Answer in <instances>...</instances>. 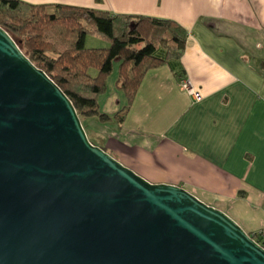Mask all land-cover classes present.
I'll return each mask as SVG.
<instances>
[{
	"label": "water",
	"instance_id": "95a60500",
	"mask_svg": "<svg viewBox=\"0 0 264 264\" xmlns=\"http://www.w3.org/2000/svg\"><path fill=\"white\" fill-rule=\"evenodd\" d=\"M0 264H264L223 210L93 144L0 26Z\"/></svg>",
	"mask_w": 264,
	"mask_h": 264
},
{
	"label": "crops",
	"instance_id": "0c3cea01",
	"mask_svg": "<svg viewBox=\"0 0 264 264\" xmlns=\"http://www.w3.org/2000/svg\"><path fill=\"white\" fill-rule=\"evenodd\" d=\"M24 1L180 23L182 56L146 73L121 120L93 123L106 131L98 145L151 182L184 187L248 233L264 227V0ZM183 77L200 99L181 86ZM114 96L102 112L122 108Z\"/></svg>",
	"mask_w": 264,
	"mask_h": 264
},
{
	"label": "trees",
	"instance_id": "16d2710c",
	"mask_svg": "<svg viewBox=\"0 0 264 264\" xmlns=\"http://www.w3.org/2000/svg\"><path fill=\"white\" fill-rule=\"evenodd\" d=\"M0 26L66 93L80 118L101 121L121 120L120 113L134 101L146 73L180 58L187 39L186 29L170 18L24 0H0ZM88 34L107 39L108 46L86 47ZM159 49L165 50L164 57ZM117 58L115 85L126 103L109 115L100 110L99 97L108 89L107 77Z\"/></svg>",
	"mask_w": 264,
	"mask_h": 264
},
{
	"label": "rangeland",
	"instance_id": "374dc122",
	"mask_svg": "<svg viewBox=\"0 0 264 264\" xmlns=\"http://www.w3.org/2000/svg\"><path fill=\"white\" fill-rule=\"evenodd\" d=\"M108 44H109L108 40L105 39V38H103V37H101V36H96V35L88 34L87 37H86V42H85V46L86 47H107ZM119 63H120V59L119 58H117V59L114 60V68H113V71L107 77V86H108V89H107V91L105 93L101 94V96L99 97V103H100V110L101 111H104L105 108H106V110L111 111L112 102L116 98L114 96L115 94L120 95V103L118 104L119 105L118 106V109L121 108V107H123L124 104H125V102H126V99H125V96L123 95V93L121 91H119L115 87V81H116V78H117V72H118ZM123 101H124V103H123ZM80 119H81L82 125H83V127H84V129L86 131V134H87L89 140L93 144L98 145V142L99 141L97 139L98 138H102L104 136V134H105L104 132H106V131L103 132L101 130L98 131L97 128L93 127V123H98L99 118H97V117H86V116H82ZM101 148H103V147H101ZM106 152H108V151H106ZM109 154H111V153H109ZM117 160H119V159H117ZM125 166H127V165H125ZM127 167H129V166H127ZM129 168H131V167H129ZM133 170L136 173H138L137 169L136 170L133 169ZM152 183H155V182H152Z\"/></svg>",
	"mask_w": 264,
	"mask_h": 264
},
{
	"label": "built area",
	"instance_id": "2783aa9c",
	"mask_svg": "<svg viewBox=\"0 0 264 264\" xmlns=\"http://www.w3.org/2000/svg\"><path fill=\"white\" fill-rule=\"evenodd\" d=\"M180 84L181 86L186 89L191 95H193V97L198 100L201 98V94L199 91H197L193 86L192 83L190 81V79H188L187 77H183L180 80ZM250 236L252 237V239L254 241H256L259 245H261L264 248V227L252 232L250 234Z\"/></svg>",
	"mask_w": 264,
	"mask_h": 264
}]
</instances>
